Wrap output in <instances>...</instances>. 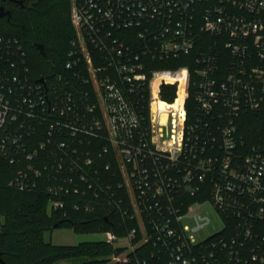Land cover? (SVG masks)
<instances>
[{
	"label": "built area",
	"instance_id": "1",
	"mask_svg": "<svg viewBox=\"0 0 264 264\" xmlns=\"http://www.w3.org/2000/svg\"><path fill=\"white\" fill-rule=\"evenodd\" d=\"M71 18L77 35L51 78L0 31L10 184L64 215L102 205L118 227L134 222L105 232L125 249L113 261L150 246L166 264H264V133L242 129L264 112V0H71ZM209 208L222 225L202 238Z\"/></svg>",
	"mask_w": 264,
	"mask_h": 264
},
{
	"label": "trees",
	"instance_id": "2",
	"mask_svg": "<svg viewBox=\"0 0 264 264\" xmlns=\"http://www.w3.org/2000/svg\"><path fill=\"white\" fill-rule=\"evenodd\" d=\"M10 13L0 16V31L17 37L35 78H51L64 71L71 41L76 29L71 18V0H19L0 2ZM43 46L44 52L38 48ZM189 57L155 62V68H173L190 63ZM176 87L164 85L163 99L172 101ZM192 99V98H190ZM190 105V104H189ZM242 129L248 137L264 133V112L244 115ZM17 167L0 154V264H56L61 260L85 259L82 264H166L152 256L155 250L142 246L129 254L130 260L113 261V255L124 252L106 240L79 245H56L46 242V232L57 227H72L82 232L113 230L125 236L135 225L125 220L118 227L114 214L100 205L94 211L71 206L68 214L50 208L49 196L42 190L21 191L10 184ZM73 198L71 202H77ZM157 252V251H156Z\"/></svg>",
	"mask_w": 264,
	"mask_h": 264
},
{
	"label": "rangeland",
	"instance_id": "3",
	"mask_svg": "<svg viewBox=\"0 0 264 264\" xmlns=\"http://www.w3.org/2000/svg\"><path fill=\"white\" fill-rule=\"evenodd\" d=\"M206 213L212 217L214 224H211L207 229L202 231L199 236L205 237L208 234L217 231L221 225V220L217 217L215 212L210 208L206 210ZM46 242H50L56 245H79L83 242H94L106 240L105 232L94 231V232H82L72 227H57L48 231L44 235ZM85 259L78 260H61L56 264H82Z\"/></svg>",
	"mask_w": 264,
	"mask_h": 264
},
{
	"label": "water",
	"instance_id": "4",
	"mask_svg": "<svg viewBox=\"0 0 264 264\" xmlns=\"http://www.w3.org/2000/svg\"><path fill=\"white\" fill-rule=\"evenodd\" d=\"M9 13L10 12L8 10H5L4 6L0 7V16L8 15ZM38 48L41 50V52H44L42 45H38ZM40 80L43 81L44 79L41 78Z\"/></svg>",
	"mask_w": 264,
	"mask_h": 264
},
{
	"label": "flooded vegetation",
	"instance_id": "5",
	"mask_svg": "<svg viewBox=\"0 0 264 264\" xmlns=\"http://www.w3.org/2000/svg\"><path fill=\"white\" fill-rule=\"evenodd\" d=\"M8 1H13V2H16V1H19V0H0L1 3H5V2H8ZM3 6L2 4L0 5V7ZM6 10V9H5Z\"/></svg>",
	"mask_w": 264,
	"mask_h": 264
}]
</instances>
